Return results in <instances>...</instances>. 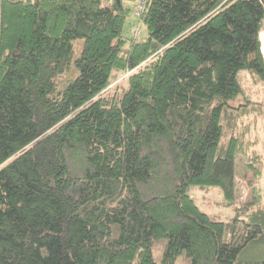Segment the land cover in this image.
I'll return each instance as SVG.
<instances>
[{
  "label": "trees",
  "instance_id": "1",
  "mask_svg": "<svg viewBox=\"0 0 264 264\" xmlns=\"http://www.w3.org/2000/svg\"><path fill=\"white\" fill-rule=\"evenodd\" d=\"M124 1L0 0V264H264V0Z\"/></svg>",
  "mask_w": 264,
  "mask_h": 264
},
{
  "label": "rangeland",
  "instance_id": "2",
  "mask_svg": "<svg viewBox=\"0 0 264 264\" xmlns=\"http://www.w3.org/2000/svg\"><path fill=\"white\" fill-rule=\"evenodd\" d=\"M126 5L131 8L129 17L125 24V34L131 35L134 32V22L135 16L132 13V1H124ZM142 33H145V27L141 25ZM261 46H264V30L260 33ZM80 47V40H77L74 44V52L76 53ZM264 55V48H263ZM261 94H264L263 92ZM263 131H264V123H263ZM235 182H236V193H235V205L242 204V202H246L251 197V190L253 186V174L252 171L246 169L241 163L240 159L235 158ZM256 184H260L262 189L264 190V168L262 177ZM189 195L194 199L197 206L208 215H211L220 220H228L234 213L233 206L227 204L226 200L223 197V193L219 186H209V187H201V186H191L188 189ZM166 239H161L156 243L153 248V258L155 261H160L162 257V251ZM189 258L185 255V253H181L176 262L172 264H189Z\"/></svg>",
  "mask_w": 264,
  "mask_h": 264
},
{
  "label": "built area",
  "instance_id": "3",
  "mask_svg": "<svg viewBox=\"0 0 264 264\" xmlns=\"http://www.w3.org/2000/svg\"><path fill=\"white\" fill-rule=\"evenodd\" d=\"M132 4V13L135 16L134 36L136 37L141 34L140 17L146 9L147 0H132Z\"/></svg>",
  "mask_w": 264,
  "mask_h": 264
},
{
  "label": "crops",
  "instance_id": "4",
  "mask_svg": "<svg viewBox=\"0 0 264 264\" xmlns=\"http://www.w3.org/2000/svg\"><path fill=\"white\" fill-rule=\"evenodd\" d=\"M263 48H264V46L262 45V46H261L262 53H263Z\"/></svg>",
  "mask_w": 264,
  "mask_h": 264
}]
</instances>
